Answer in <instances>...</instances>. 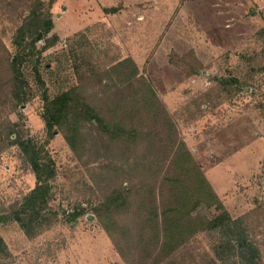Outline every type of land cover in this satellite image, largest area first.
<instances>
[{
	"label": "rangeland",
	"instance_id": "obj_1",
	"mask_svg": "<svg viewBox=\"0 0 264 264\" xmlns=\"http://www.w3.org/2000/svg\"><path fill=\"white\" fill-rule=\"evenodd\" d=\"M33 18L40 33L25 36ZM128 57L139 72L132 89L128 71L116 69ZM0 64V264H244V237L264 264V0H0ZM147 80L229 215L165 260L111 236L96 211L113 188L142 177L153 186L173 172L163 127L144 112L145 138L108 147L96 124L82 121L88 142L76 152L69 124L45 119L65 92L103 116L125 93L145 107ZM22 141L56 170L29 231L16 216L39 182ZM222 213L204 205L193 214Z\"/></svg>",
	"mask_w": 264,
	"mask_h": 264
},
{
	"label": "trees",
	"instance_id": "obj_2",
	"mask_svg": "<svg viewBox=\"0 0 264 264\" xmlns=\"http://www.w3.org/2000/svg\"><path fill=\"white\" fill-rule=\"evenodd\" d=\"M39 24V18H33L28 22L24 35L26 36L28 33L34 37L40 33L41 25L39 26ZM49 27L50 25L47 27L48 31ZM120 68L128 71V75L125 74L124 82L128 85L127 89H132L133 80L139 75L136 62L132 57H128L116 66L117 70ZM141 84L144 86L141 90V97L145 107L140 108L139 103L135 102L134 93H125L126 103L108 109L109 115L103 116L97 113L93 107L78 103L71 92H65L48 103L45 119L49 126L69 124L65 137L76 152L80 145L88 142L82 133V121L94 122L98 128L99 137L102 139L104 136L107 137L108 147L120 140L122 144L124 143L130 148L137 143L139 138L141 140L145 138L147 132L141 126L144 124V112L153 119L154 128L161 129V126L163 127V132L166 134L159 140L165 144L170 138L173 139L171 140L174 153L173 172L163 176L159 182L157 180L154 183L152 180L153 186L147 182L146 178L142 177L141 182L134 183L131 187L113 188L112 193L105 197L96 211L111 236H119L124 244L133 248L134 251L140 250L148 258L156 255L158 260L162 257L165 260L199 232L219 227L229 218V215L201 167L194 161L184 141L177 140L170 114L158 98L150 81L147 80ZM70 114L73 115L70 116ZM118 115H120V121L115 120ZM155 134L160 135L158 131ZM20 145L23 147V152L28 155L39 182L26 197L23 209L16 216L22 222V226L29 231L41 214L37 203H46L45 199H40L49 192L48 187L44 184L56 176V170L51 161H42V158L39 157L42 149L35 150L30 141L27 143L22 141ZM125 150L127 151L126 147ZM138 168L135 165L128 173L135 176L137 171L140 172ZM133 181L135 180L130 182L133 183ZM131 195L136 196V202L130 200ZM204 205L219 206L223 209V213L209 220L195 216L193 213ZM21 213L27 215L22 216ZM124 214H132L134 219L129 223L118 221L117 216ZM242 235L240 236L242 237ZM247 239L244 237L239 240L242 247L248 248V252L243 254L244 264H259V251ZM4 247L0 238V250H4Z\"/></svg>",
	"mask_w": 264,
	"mask_h": 264
}]
</instances>
